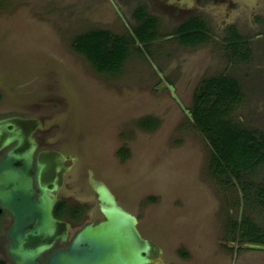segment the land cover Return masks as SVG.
<instances>
[{"label":"rangeland","instance_id":"rangeland-1","mask_svg":"<svg viewBox=\"0 0 264 264\" xmlns=\"http://www.w3.org/2000/svg\"><path fill=\"white\" fill-rule=\"evenodd\" d=\"M139 7L158 36L131 43L117 73H99L73 49L91 29L133 36ZM193 18L206 39L184 45L178 28ZM234 34L245 57L229 46ZM217 75L242 90L230 119L264 132V0H0V111L37 101L59 132L53 143L77 158L68 181L78 186L61 195L95 207L83 180L92 168L161 246L159 264H264V249L250 247L241 224L264 240V163L239 178L214 173L190 112L201 80ZM148 116L156 125L140 127ZM4 235L1 228L2 259Z\"/></svg>","mask_w":264,"mask_h":264},{"label":"water","instance_id":"water-1","mask_svg":"<svg viewBox=\"0 0 264 264\" xmlns=\"http://www.w3.org/2000/svg\"><path fill=\"white\" fill-rule=\"evenodd\" d=\"M7 125L12 128L8 129ZM14 141L16 143L0 160V205L14 217L8 232L11 243L7 249L16 264H37V258L50 249L56 239L62 243L67 241L69 223L55 218L53 208L62 187L63 173L69 168L62 166L64 156L58 161L48 154H40L35 177H32L30 169L37 146L34 138L13 119L0 120V149ZM16 162L21 165H15ZM89 178L103 218L78 231L69 246L52 254L46 264H148L159 261L163 250L140 232L137 217L118 202L103 180L95 179L91 172ZM34 221L33 227L25 230ZM250 247L264 249V244L252 243Z\"/></svg>","mask_w":264,"mask_h":264},{"label":"trees","instance_id":"trees-1","mask_svg":"<svg viewBox=\"0 0 264 264\" xmlns=\"http://www.w3.org/2000/svg\"><path fill=\"white\" fill-rule=\"evenodd\" d=\"M137 26L133 36L117 35L104 29H91L79 33L72 41L73 49L82 54L99 73H117L127 59L131 43L148 44L157 36V25L146 15L143 7L135 11ZM184 45L199 44L206 39L204 26L195 18L187 20L178 28ZM234 55L245 57L240 50L242 42L234 34L229 40ZM242 100V90L236 78L217 75L202 79L192 99L191 116L195 127L207 138L212 156L209 168L216 174L229 173L237 178L264 163V132L242 126L230 119V113ZM157 120L145 117L139 126L153 128ZM119 154L127 156L126 149ZM247 192V187H243ZM264 196V187L260 190ZM251 243L264 244L258 230L246 220L241 222ZM0 264H7L0 258Z\"/></svg>","mask_w":264,"mask_h":264},{"label":"flooded vegetation","instance_id":"flooded-vegetation-1","mask_svg":"<svg viewBox=\"0 0 264 264\" xmlns=\"http://www.w3.org/2000/svg\"><path fill=\"white\" fill-rule=\"evenodd\" d=\"M36 102V103H35ZM1 105V104H0ZM34 105H37V101H31L30 103H21L18 104V106H21V109H10L5 111H0V120H7V119H13L14 122L19 125V127L24 131H29L31 133V136L34 138L37 146L36 150L33 155V166L30 169V174L32 177H35L36 171H37V161L40 154H48L49 156L60 160L61 156H64L65 159L62 161V166L65 168H69L68 170H65L62 176V187L60 189V192L58 194V200L56 201L54 208H53V215L55 218L63 220L65 222L69 223L68 227V237L67 241L62 243L60 239H56L54 244L50 249L42 253L40 257L37 258V264H46L48 258L54 254L56 251L60 249L67 248L71 242V239L76 235L78 231H80L83 227H85L87 224H96L100 220H102V215L98 208L97 198H96V205L91 206L90 201H83L80 199H77L73 195H61V191L64 189H74L78 185L72 184L71 176L72 171H74L75 165L77 163V158L74 160L73 156L70 154L62 152L53 142L56 141V135L59 134L58 131H51L52 124L46 123L49 119H44L40 114H38L37 111H35L36 108H34ZM5 123V122H4ZM8 129L12 128L10 125H7ZM16 142H12L6 147H3L0 149V160L4 157L5 152L12 147ZM15 165H21L20 162H16ZM90 172L92 173L93 177L95 179H101L98 176H95L93 174V169L88 168L87 172L85 173V176L83 179L87 183V187L93 191L90 183ZM103 180L112 190L114 195L116 196L118 202L125 208H127L130 212H132L138 219V215H136L133 211H131L128 207L124 206L116 194V192L113 190V188L110 186V184ZM35 187L36 183L34 182ZM67 187V188H66ZM79 189V188H78ZM75 191V190H73ZM77 191V190H76ZM36 192L38 193L39 190L36 188ZM81 192H83V189L81 188ZM76 193V192H75ZM94 196L96 197V193L93 191ZM37 196V194H36ZM93 208V210L91 209ZM95 208V210H94ZM96 211L99 214L96 216ZM93 212V214H92ZM95 212V213H94ZM36 223L34 221L32 224H29L25 227V230L33 227V225ZM14 224V217L10 211L7 209L1 207L0 205V229H5V258L3 259L7 264H16L14 260L10 257L8 253L7 246L11 243V239L8 237L9 229ZM138 228L140 232L147 236L148 238L152 239V237L145 234V232L142 231V228L138 222ZM153 240V239H152ZM148 264H159L157 262H150Z\"/></svg>","mask_w":264,"mask_h":264}]
</instances>
